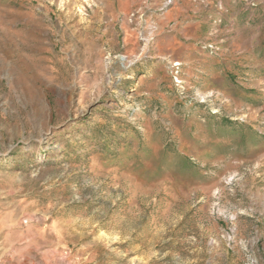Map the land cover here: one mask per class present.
Listing matches in <instances>:
<instances>
[{
  "label": "rangeland",
  "instance_id": "rangeland-1",
  "mask_svg": "<svg viewBox=\"0 0 264 264\" xmlns=\"http://www.w3.org/2000/svg\"><path fill=\"white\" fill-rule=\"evenodd\" d=\"M0 264H264V0H0Z\"/></svg>",
  "mask_w": 264,
  "mask_h": 264
}]
</instances>
